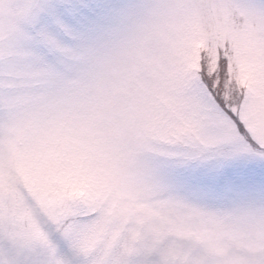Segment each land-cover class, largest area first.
Returning <instances> with one entry per match:
<instances>
[{
    "label": "rangeland",
    "instance_id": "rangeland-1",
    "mask_svg": "<svg viewBox=\"0 0 264 264\" xmlns=\"http://www.w3.org/2000/svg\"><path fill=\"white\" fill-rule=\"evenodd\" d=\"M67 2L0 0V264H264V202L176 178L248 148L191 94L201 59L227 58L264 143V6L105 0L83 35L48 12Z\"/></svg>",
    "mask_w": 264,
    "mask_h": 264
},
{
    "label": "snow or ice",
    "instance_id": "snow-or-ice-1",
    "mask_svg": "<svg viewBox=\"0 0 264 264\" xmlns=\"http://www.w3.org/2000/svg\"><path fill=\"white\" fill-rule=\"evenodd\" d=\"M264 6V0H259ZM107 7L105 0H68L48 6V12L54 19L71 25L77 32L87 35ZM50 35L56 38V27L43 17ZM203 55V54H202ZM227 58L217 60V70L209 74L208 63L201 59L198 79L191 84V94L209 112L218 114L236 126L248 148L244 158L230 162H217L198 168H186L177 174V179L189 189L210 198L234 203H248L259 199L264 202V143L248 136L239 122L240 105L243 93L239 97L232 91L227 72ZM230 98L225 101V93ZM235 109V111H233Z\"/></svg>",
    "mask_w": 264,
    "mask_h": 264
}]
</instances>
